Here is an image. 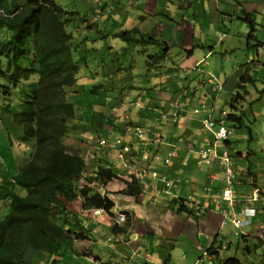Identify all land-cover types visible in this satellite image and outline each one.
I'll return each mask as SVG.
<instances>
[{
  "label": "crops",
  "instance_id": "obj_1",
  "mask_svg": "<svg viewBox=\"0 0 264 264\" xmlns=\"http://www.w3.org/2000/svg\"><path fill=\"white\" fill-rule=\"evenodd\" d=\"M69 3L65 5L80 12L81 16L87 18L90 25L91 23L97 25L96 29L70 30L76 32V34L79 32L84 34L76 43L86 38L90 41L94 40V44L92 43L88 48L94 50L96 58L99 55L103 56L104 65L106 61L115 59L116 55L123 56L126 51V46L115 35L121 31L132 29H121L119 22L114 18L125 11L128 12L126 26H131L133 22V27L142 34H149L165 41L171 49L167 59L153 65L151 69H147L148 75L143 78L137 76L135 72H128L127 67L122 64L120 70H124L130 81L138 80L141 82L140 86H135L133 83L132 88L136 96L133 93L128 94L124 91L111 98L104 87V83L120 82L125 77L110 80L106 76V72H108L107 74L110 72L101 66L100 69L103 72L105 71L104 79L94 83L92 82L94 78L91 73L93 70H90V68L85 69L90 72V75L85 73V77L79 81V87L83 84L85 86L100 87L95 95L101 96L99 99L91 101L82 98L84 92L77 93V90L74 89L70 93L72 101L76 102V98L78 103H83L87 107H83L81 119L75 122L76 129L74 133L65 141L67 152L84 157L87 161L88 171H90L92 162L96 164L97 160H105L104 155L113 160V156L117 152L111 142L114 138L123 137L125 140L133 142L134 151L141 153L145 140L139 139V141L130 136V132L133 136H136V131L128 130L129 127L133 129V126L143 127L147 133H150L151 130L154 131L153 134L158 133L163 141L156 149L160 155L166 156L168 151L174 147L178 149V156L173 158L170 163L152 158L148 161L151 164L146 165L145 168L143 166L146 162H141V167L138 165L139 169L143 168L140 173L143 172V176L145 173V176L143 191L137 196L119 194L126 189L130 177L124 169L120 168V164H114L110 159L108 160L118 172L119 177L110 182L105 188L109 197L110 194L116 193L117 200H115L113 213L117 215L125 211L129 214V217L119 227L118 231L120 232L114 233L112 218H109L107 214V216L104 215L105 211L97 210V216L92 218L83 215L85 219L81 217L83 221L81 224L89 230V234L91 232L93 239L89 236L91 242L82 248V252L89 249L92 254L91 259L103 264L116 262L140 264L142 255L146 251L150 253V260L153 264H196L201 258H204V264H207V259L211 261L217 255L211 257L208 254L207 257L205 253H208L210 248L216 249L221 245L226 246L223 241L230 240L232 235L233 237L238 234L241 236L239 232L247 234L246 236L251 235L248 238L240 237V241L246 247L248 245L247 241L252 239L253 233L239 231L235 226L227 223L224 219L222 220V213L229 212L230 206L222 199L224 184L221 168L218 163L209 167L204 165L200 161L199 154L195 155L193 153L195 151L194 145L199 146L200 149L208 146L207 140L210 137H205L200 122L206 116V112L203 111L200 115H194L192 110L205 106L207 109L214 108L217 111L215 102L220 94L212 91L211 85L207 82L209 75L216 76L223 83L222 90L227 84H231L233 86L231 91L236 88L237 92L239 79L245 72H248L251 76L254 75L252 76L254 78L257 74H264V43L258 40L260 27L264 29V21L261 24L258 23L259 16L264 18V0H83V3L79 5L76 4V1H69ZM115 3H119L120 6L114 8ZM113 9H115L112 11L113 20L110 21V11ZM133 11H138L137 16H140L141 19L139 24L134 22L132 18ZM245 13L253 15L255 30H253L252 24L246 21ZM98 15L100 19H97ZM147 21L153 24L150 29L161 28L159 32L143 33V29L146 28L143 27L144 24L142 26V23ZM121 25H123V22H121ZM96 33L102 34V36L95 38L93 34ZM222 33H226V36L219 44L218 39ZM250 34L253 36L250 37ZM97 40L105 41V43L109 42L108 50H102L100 44H97ZM168 41L173 43L170 44ZM178 45L183 51H179ZM141 47L143 52L146 53L150 50H157L155 47ZM198 47H203L204 50L202 52L195 51ZM173 48H178V51L172 55ZM236 50L246 52L247 59L244 62L238 61L231 55ZM219 54L223 55L225 60L226 56L233 58V61H230L232 66L229 70H224L223 67L221 70H217ZM144 56L147 57L148 54H144ZM188 56L196 59L195 67L200 65L198 71L194 70L197 78L190 81L187 80L190 68L185 67L184 64ZM125 63L127 64V61ZM132 63L135 69L136 63L133 61ZM182 67H184V70ZM189 67H191V64ZM179 77H184V81H187V87ZM158 80L166 85L162 89L150 88L151 82ZM173 85H177L181 89L172 93L173 91L170 88ZM256 92H258L256 89L248 88V95ZM232 93L234 92H231V95ZM108 96L111 99V105L99 104L100 102L106 103L103 99ZM181 96H184L182 97L183 100ZM138 98L145 99L142 104L143 109L128 106L132 101L135 103ZM172 101H181L182 104L187 105L185 111L181 113L183 117L180 118L178 124L170 122L155 123L154 119L159 110H169L168 107ZM136 104L141 105L140 103ZM226 104L228 105V102ZM95 106H97V109H95ZM111 107H117L118 110L115 115L111 112ZM215 116L217 117L218 113H215ZM9 126L17 127V125L11 123H9ZM101 138L110 141V145L114 149L108 147L106 151L104 148L100 150ZM203 142L206 144H202ZM241 157L244 158V155ZM26 164L27 159L23 164L17 166L18 171ZM6 168L7 170L0 174L1 185L8 181L7 177L10 172L7 163ZM237 168L243 170L238 164ZM261 170L262 172L256 171V173H253L258 180H264V166ZM183 171L185 177L181 176ZM175 175H178V177L173 184L169 179ZM143 176L140 178H143ZM161 177L163 178L161 179ZM167 181L171 183L169 188L166 187ZM242 183L238 186L236 212L239 208L245 206L237 203L242 201L249 203L248 199L252 196L253 190L248 187L243 188ZM261 190L263 195L256 201L258 205V208H256L259 210L254 221L256 227L264 224L260 218L263 211L261 207L264 206V189ZM167 194L172 197L173 201L185 204L188 211L178 212V206L175 203H173L174 211L166 210L163 205L167 201H164L163 197ZM188 199H190L189 202ZM2 203H8L9 206L8 201H0V210H3L4 207ZM81 210L82 201L78 199L73 203L71 211L80 215ZM91 211L93 210L87 212ZM111 236H116L114 247H111V244L107 241ZM233 241L235 245L240 244L238 239ZM230 246H233V242ZM78 252V246H75V253L70 254L76 257L90 258L79 255ZM107 252L109 254L108 258L105 256ZM212 252H215V250H212ZM249 253H251L250 250ZM50 261L51 257L41 264H53Z\"/></svg>",
  "mask_w": 264,
  "mask_h": 264
},
{
  "label": "trees",
  "instance_id": "obj_2",
  "mask_svg": "<svg viewBox=\"0 0 264 264\" xmlns=\"http://www.w3.org/2000/svg\"><path fill=\"white\" fill-rule=\"evenodd\" d=\"M245 18L255 30L253 15L245 13ZM97 19H100L99 15ZM78 21L85 23L87 18L57 0H0V31L6 32L4 37H0V123L3 122L5 114H10L13 123L22 128L23 139L32 145L27 164L10 181L0 186V201H8L10 205L9 214L0 219V264H38V261L45 262L47 256H54L52 263L56 264L61 261L57 257L63 256L61 253L63 248L66 254L75 253V243L90 236L81 222L77 220L71 222L69 219L79 216H75L71 211L73 203L78 199L82 200L83 211L103 210L114 216V201L108 193L104 194V191L100 190H105L110 182L119 178L116 169L113 165L107 166V163L104 165L101 159H95L97 163H91L88 173L86 159L80 155L70 154L65 148V141L76 129L75 122L81 119L83 107H87L83 103L77 104L72 101L70 93L74 89L77 93L84 92L85 95L96 94L100 90V87L85 84L79 87L81 80L79 71L90 68L89 56L94 50L88 47L94 44V40L86 38L76 43L79 39L76 32L68 28L72 26L75 29ZM91 26L93 28V25ZM252 36L250 34V37ZM115 37L129 45L155 47L156 54L152 56L148 54L152 61L148 69L165 61L171 49L165 41L149 34H142L135 28L121 31ZM252 76L245 72L240 77L236 95H231V102L228 104L231 112L227 113L226 117L221 118L220 114L216 117L215 109H207L205 106L197 108L200 110L198 114L194 113V109L192 112L194 115H200L204 111L206 118L213 110L216 123L222 119L230 129L241 126L244 113L242 105L246 102L248 86L255 83ZM179 79L184 81V77ZM180 89L177 85L170 88L172 93ZM106 98L103 100L106 101ZM172 102L169 104V110H159L154 121L161 112L172 111L177 117L178 124L187 105L179 101V107L173 108ZM169 122L171 121L164 123ZM139 128L146 135L143 140L149 142L151 147V141L153 142L156 133L153 134L152 130L147 133L143 127ZM222 144L217 146L211 143L204 148H210L216 158L211 159L210 164H203L209 167L218 163L225 185L223 177L225 171L220 157L227 153L235 163V159L243 156V153L238 152L236 156L229 152L227 147L231 145V137L223 140ZM99 149L102 150V147ZM104 159L108 162L110 157L104 155ZM110 161L115 162L111 159ZM234 169L235 178L232 184L236 204L240 186L236 163ZM247 170L250 173V168L242 170L245 172L243 188L255 190L253 187H256L257 177L252 173L248 174ZM143 179L144 177L132 175V181L127 183L126 189L119 194L139 195L143 191ZM83 181L86 184H83ZM18 188L25 191L24 196L17 192ZM248 201L250 204L246 201L237 203L245 205L237 212L240 214L245 208H255L256 214L250 223L253 226L259 210L256 209L258 205L252 196ZM174 203L178 206V212L188 211L185 204L177 201ZM124 213L129 217L127 212ZM246 228L249 226L237 230L245 232ZM118 230L117 227H113L114 233L120 232ZM239 233L240 237H247L245 233ZM252 238H257L261 246L264 245V237ZM246 249L249 252L250 246L247 245ZM212 250L214 249L208 250L210 256L219 254ZM82 253L85 257H92L90 251ZM223 264L241 262L234 257ZM261 264H264V261H261Z\"/></svg>",
  "mask_w": 264,
  "mask_h": 264
},
{
  "label": "rangeland",
  "instance_id": "obj_3",
  "mask_svg": "<svg viewBox=\"0 0 264 264\" xmlns=\"http://www.w3.org/2000/svg\"><path fill=\"white\" fill-rule=\"evenodd\" d=\"M59 1L61 4H70L68 0H57ZM76 4H82L83 0L79 1V0H75ZM120 6L119 3H115L114 4V8ZM80 7V6H79ZM115 9L110 11V21L113 20V15H112V11H114ZM242 13V12H241ZM138 11H133V15L132 18L134 20V22H137L139 24V22L141 21L140 16H137ZM127 15L128 12L125 11L119 15H117L115 18V20L117 22H119L118 24L120 25L121 29H133V22L131 23V26H126V21H127ZM129 20H131L129 18ZM115 21V22H116ZM264 21V18L262 17H258V23L261 24V22ZM121 22H123V25H121ZM149 23V24H148ZM144 24V26H143ZM222 24V23H221ZM91 25H93V23H91ZM90 25V23L85 22H79L76 24V28L75 29H96L97 25ZM142 26L146 29H143V33L144 32H159V30L161 29H150L153 24L150 21H147L146 23H142ZM68 29H73L72 26H70ZM108 29H112V28H108ZM223 30H225L223 28ZM260 32L258 33L259 35V41L264 43V29H262L260 27ZM6 34V32L4 30L0 31V37H4ZM90 34V33H89ZM78 38L84 36L83 32H79L78 34H76ZM93 36H95V38L101 37L102 34H93ZM170 44H172V41H168ZM123 45L126 46V51L124 52L123 56H119L116 55L115 59H110L109 61L105 62L104 65V61L102 60V55H99L98 58H96L92 52V55L89 56V66H90V70H93L92 73V77L94 78V80L92 82L96 83L99 80L104 79V74L105 71L103 72L100 68L101 66L103 68H105L107 71H109L110 73L107 74L108 72H106V76L110 79H117L118 77H125L122 81L120 82H106L104 83V87L107 90V93L111 96V98L117 96L118 94L126 91L128 94L133 93L134 96H136V93H134L133 91V83L135 84V86H140L141 82L138 80H134V81H130L127 77H126V73L124 72V70H120L122 67V64L127 67L128 72H135V74L141 78H143L144 76L148 75L147 73V69L149 68V65L152 64L151 59H149V57H145L144 54H149V55H155L156 53L152 50H150L149 52L145 53L142 50V47L138 44H134V45H129L127 43H123L121 42ZM97 44H100L101 49L102 50H108V43H105V41L102 40H97ZM179 46V51H183ZM152 48V47H151ZM204 50L203 47H198L196 48L195 51L197 52H202ZM178 51V48H173L172 49V55L174 53H176ZM234 58H236L238 61L240 62H244L247 59V54L244 50H236L231 54ZM113 56V54H112ZM227 57V56H226ZM216 60L215 56H214V61ZM218 60L219 63L217 64L216 68L217 70H221L222 67L227 70H229V68L232 66V63L230 61H233V58L228 56L227 59L225 60L224 56L219 54L218 55ZM127 61V64L125 63ZM133 62L136 63V70L133 68ZM196 62V59L194 57H187V59L184 61L185 67L190 68L189 70V75L187 77V80H192L193 78H197V75L195 74V71H198L199 69L197 68V66H194V63ZM214 63V62H213ZM191 64V67H189ZM200 67V66H199ZM84 68V67H83ZM195 68V69H194ZM97 69V70H94ZM182 69L184 70V67H182ZM135 70V71H134ZM195 70V71H194ZM85 73L87 75H90V72L86 71L85 69H81L79 71V77L80 79H83L85 77ZM113 76V78H112ZM209 77V76H208ZM208 80V78H207ZM255 83L251 84L248 86V88L250 89H256L258 92L248 95V98L246 100V102L243 103L242 105V110L244 111L243 116H242V124L241 126H238L236 128H233V137L231 138V145L230 147H227V149L229 150V152L233 155H236L238 152L243 153L244 158L242 157H237L235 159V163H237L239 165V167L241 169L246 170V168H250V173H256L257 172H262L261 168H263L264 166V74H257V76L254 79ZM185 86L187 87V81H184ZM166 85L165 83H163L161 80L158 81H152L150 84V88L153 89H158V88H163V86ZM232 85L231 84H227L226 87L224 88V90H222L219 94V98L216 100L215 102V107H216V113L220 114L221 111L225 110L228 113L231 112L229 106L226 104L228 102V104L231 102V92L232 95H236V88L234 89V91H231L232 89ZM89 88V87H86ZM101 95H95L93 93H89V94H84L83 93V99H89L91 101L95 100V99H99ZM75 101L77 102V99L75 98ZM145 102V99L143 98H138L135 103L132 101L128 104L129 107L135 106L136 103H140L141 105ZM78 104V102H77ZM99 104L101 105H106L108 106L107 103L105 102H100ZM85 106V105H82ZM95 109H97V106H95ZM14 120L12 118V116L10 114H5L4 115V120L3 122H1L2 124H0V157L2 158V160L0 161V174L5 170H7L6 168V163L9 166V176L7 177V180L10 181L16 173H18V169L17 166L23 164L26 159L28 158L31 150H32V145L31 142L29 141H25L23 139V131L22 128H20L19 126L17 127H11L9 126V123L15 125ZM171 123V122H170ZM230 123V122H229ZM173 124V123H172ZM231 125H233V123H230ZM16 126V125H15ZM19 127V128H18ZM128 130H132L135 131L132 128H128ZM203 131V130H202ZM205 137L208 138L210 137L209 140H207L209 143V145L211 143H213L215 145V141H214V136L212 135V133L210 132H205ZM102 142V141H101ZM198 142V139H197ZM109 145H106L105 143V151L108 150V147H110L111 149H114L112 145H110V142H108ZM187 144H189L187 142ZM202 144H206L205 142H203ZM185 145V144H182ZM223 145L222 141H220L217 146ZM195 146V151H193V153L195 155H198L200 153V151H202L204 148H201L199 146ZM151 149H149L150 151ZM92 153V152H91ZM180 154V152H179ZM249 154V155H248ZM237 156V155H236ZM118 157L115 155L113 156V160L115 161L113 162L114 164H118ZM6 161V162H5ZM103 164L106 165L105 163H107V166H112L110 162H105V160H103ZM121 161V160H120ZM154 162H158V161H154ZM153 162V163H154ZM151 163L146 162L143 166V168H145L146 165H150ZM141 167V164H139ZM244 165V166H242ZM120 165L121 169H124V167ZM249 166V167H248ZM243 167V168H242ZM143 168H140L139 171H142ZM133 171V170H132ZM247 173L250 174L247 170ZM137 177L140 178L141 176L139 175V173L137 172ZM148 175V174H147ZM184 176V171L181 172V176ZM251 175V174H250ZM144 177V176H143ZM178 177V175L175 176H171L170 177V181L174 184L175 179ZM163 177H161L162 179ZM180 178V176H179ZM245 178V172L241 171L238 169L237 172V180H239L240 184L241 182H243V179ZM122 179V178H121ZM256 187H253L254 189L259 188L260 190H253L251 195L253 196L252 198L255 197V193L256 191H258V194H262V190L264 189V180L263 179H259L256 178ZM83 184H86L85 181L82 182ZM260 183V184H259ZM1 186V184H0ZM223 190H222V199L225 203H227L230 206V211L229 212H224L222 213V220L224 219L227 223H230L232 226H235V223L233 222L234 217H237L238 214L236 212L235 209V198L234 196L229 199L226 194H225V188L226 185L223 186ZM144 188V186H143ZM17 192L19 194H22L23 196L25 195V191L22 189H17ZM108 193L105 190L106 194ZM165 193V192H164ZM110 198L114 201L117 200L116 198V193L115 194H110ZM191 199V198H190ZM190 199H188V202L190 201ZM164 201H167V203L165 202L163 206L166 207V210L169 211H174V201L172 199V197L167 194L166 196L163 197ZM82 201V200H81ZM3 210H1L0 212V219L5 218L9 212H10V205L8 206V203H2ZM73 207V205H72ZM71 207V210H72ZM257 209V208H256ZM261 209L264 211V206L261 207ZM262 211V214L260 216L261 220L264 222V213ZM104 215H106L107 213H103ZM75 216H78L77 214H74ZM83 215H86L88 218H92L93 216H97V210H93L91 212H87V211H83L81 210L80 212V217L78 216V218H74V217H70V221L74 222L75 220L83 223L82 219H85L83 217ZM109 216V218H112L113 220L116 218H119L120 222L119 224H122L123 222H125L127 220V217L125 219H122L121 216H110V214H107ZM106 215V216H107ZM114 215V214H113ZM117 223V222H115ZM254 226H255V222H254ZM84 227V226H83ZM247 229V228H246ZM245 232H252L253 236H264V224H262L260 227H252L249 226V228L246 230ZM85 231H88V235H90V237L93 239L91 232L89 234V230L85 229ZM247 235V234H245ZM250 236H247V238ZM238 239L240 241V236L239 234L237 236L233 235L231 236L230 240H225L223 241L226 246L221 245L219 246V248L214 249L215 251L219 252V254L217 255V257H213L211 261H208L207 259V264H223L225 263L227 260L236 257L238 260H240L241 264H261V261H264V245L261 246V242L258 241L257 238H252L249 239L247 241V244L250 246V252L249 253L246 249V247H244L243 242L240 241L239 245H235V242L233 240ZM91 242V240L85 239L82 241H78L77 243H75V246H78V254L83 256L82 253V248L86 245H88ZM231 242H233V246H230ZM229 246V247H228ZM228 247V248H227ZM77 250V247H76ZM86 252H88L89 250H84ZM83 251V252H84ZM61 253L63 254V256L61 257H57L59 259H61L60 262H58L57 264H99L97 262H95L94 259L91 258H84V257H76L71 255L70 253L66 254V250L65 248H63L61 250ZM66 254V255H65ZM208 257V253H205ZM106 258L109 257V254L107 252V254L105 255ZM49 257H51V261L50 263L53 262V260L55 259V257L53 256H47L46 259H48ZM212 257V256H211ZM46 261V260H45ZM44 263V261H38V264Z\"/></svg>",
  "mask_w": 264,
  "mask_h": 264
},
{
  "label": "built area",
  "instance_id": "obj_4",
  "mask_svg": "<svg viewBox=\"0 0 264 264\" xmlns=\"http://www.w3.org/2000/svg\"><path fill=\"white\" fill-rule=\"evenodd\" d=\"M197 68L199 69V66H197ZM207 82L209 85H211V89L213 92L219 94L222 91L223 84L216 76L209 75V79ZM137 107L139 108V105ZM171 107L173 108L179 107V102L178 101L172 102ZM113 112H116V109H113ZM199 112H200L199 109L197 108L194 109L195 114H198ZM213 112L214 111L212 110L211 113L206 118L202 119L200 122H201L202 130L205 132L212 133V135L214 136L215 145H217L220 141L230 138L232 135V130L225 125L222 119L219 123H216L215 117L213 116ZM227 113L228 112L225 110L221 111L220 113L221 118L226 117ZM155 121L159 123L171 121L173 124H176L177 117L176 115H174L172 111H169L168 113L161 112L160 116ZM133 129L136 131L135 137L138 140L139 139L143 140L145 138V136H143L144 135L143 131L139 127H135ZM108 142L110 141L102 140L101 147L104 148L105 143L106 145H109ZM111 142L113 146L117 149V153L115 154V157L117 156L119 159L118 164L122 165L125 169L128 170L127 173L130 177V181H132L131 175L132 174L136 175L137 172L139 173L141 177L143 176V172L140 173L139 168H138L139 163L150 161L152 158L161 160L162 162L165 161L166 163H170L173 158H176L178 156L177 147H174L171 151H169L166 156H162L156 151L158 145L163 143L158 133L155 134V137L153 138V142L151 141L150 151L148 150V147H150V143L143 142V150L141 154L133 151V146L129 143H125L120 138L114 139ZM141 156L142 158H140ZM199 156H200V161L206 164H210L211 159L216 158V155H214V152L212 153V150L210 148L203 149L202 151H200ZM220 161L223 166V170L225 171L223 173L224 182L226 185L225 194L229 199H231L235 195V191H234L233 184H232L235 178V171H234L235 163L233 159H231V157H229L227 153H224L220 157ZM144 176H145V173H144ZM170 186H171V183L167 181L166 187L169 188ZM255 190H260V189L256 188ZM260 195L261 194H258V191H256L255 197L252 198L253 201H258L260 198ZM255 214H256L255 208L251 207V208L243 209L241 213L238 214V216L234 217L233 219V222L235 223V228L241 229L246 226H251L252 224L250 225V223H251L252 218L255 217ZM119 216H121L122 219H125L127 217V215L123 212H121ZM116 222L117 223L120 222L119 218H118V221ZM108 241L111 242L112 239L110 238ZM143 259H144V262H142V264H152L150 262L149 253H145L143 255ZM115 264H119V263H115ZM196 264H204V259H200Z\"/></svg>",
  "mask_w": 264,
  "mask_h": 264
},
{
  "label": "clouds",
  "instance_id": "obj_5",
  "mask_svg": "<svg viewBox=\"0 0 264 264\" xmlns=\"http://www.w3.org/2000/svg\"><path fill=\"white\" fill-rule=\"evenodd\" d=\"M225 36H226V33H222V35L219 37V39H218V43L219 44H221L222 43V41L224 40V38H225ZM226 59H227V57H226ZM204 62H206V61H204ZM207 63V62H206ZM249 64H250V62H249ZM199 66V65H198ZM223 84V83H222ZM106 103L108 104V105H111L112 103H111V99H110V97L108 96L107 98H106ZM135 106H136V108L137 109H143L144 107L142 106V105H139V108L137 107L138 106V104H135ZM113 109H116V112H113ZM117 107H111V112L115 115L116 113H117ZM135 127H138V126H133V128H135ZM231 130H232V128H231ZM232 135H233V130H232ZM232 135H231V137H232ZM130 136H132V137H134V138H136L135 136H133L132 135V133L130 132ZM114 139H117V138H114ZM113 139V140H114ZM120 139H122L125 143H129V144H131L132 146H133V151H134V143L133 142H131V141H127V140H125L123 137H120ZM137 139V138H136ZM102 140H106L107 141V139L106 138H101V141ZM112 140V141H113ZM138 140V139H137ZM140 141V140H139ZM100 146H101V144H100ZM116 149V148H115ZM173 149V148H172ZM171 149V150H172ZM117 150V149H116ZM170 150V151H171ZM117 153V152H116ZM115 153V154H116ZM142 153V152H141ZM141 153H139V154H141ZM124 170L126 171V172H128V170L127 169H125L124 168ZM88 171V170H87ZM90 171H88V173H89ZM85 174H87V173H85ZM131 179H132V176H131ZM102 191H104V193H105V190L104 189H102V190H100V192H102ZM121 213V212H120ZM120 213L119 214H117V215H115L114 214V217H116V216H119L120 215ZM123 213H124V211H123ZM126 214V213H125ZM127 215V214H126ZM128 217V216H127ZM128 219V218H127ZM123 224V223H122ZM122 224H119V223H115V221H112V226L113 227H117L118 229H120L119 227L120 226H122ZM112 239V241L111 242H109L108 240L109 239ZM110 238H108L107 239V241L111 244V247H114V244H115V241H116V236H111ZM145 253H149L148 251H146V252H144L143 253V255L145 254ZM143 255H142V262H144V259H143ZM149 256H150V253H149ZM142 262L140 263V264H142ZM150 262H151V260H150ZM116 263H119V262H116ZM152 263V262H151ZM99 264H103V263H99ZM112 264H115V263H112ZM119 264H121V263H119ZM153 264V263H152Z\"/></svg>",
  "mask_w": 264,
  "mask_h": 264
},
{
  "label": "bare ground",
  "instance_id": "obj_6",
  "mask_svg": "<svg viewBox=\"0 0 264 264\" xmlns=\"http://www.w3.org/2000/svg\"><path fill=\"white\" fill-rule=\"evenodd\" d=\"M129 131H131V130H129ZM112 221H115V222H116V221H118V218H116V219H114V220L112 219Z\"/></svg>",
  "mask_w": 264,
  "mask_h": 264
}]
</instances>
